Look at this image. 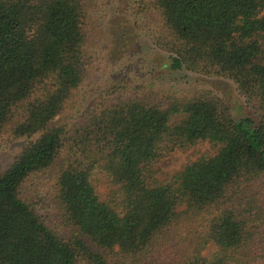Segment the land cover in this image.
<instances>
[{
    "label": "trees",
    "instance_id": "16d2710c",
    "mask_svg": "<svg viewBox=\"0 0 264 264\" xmlns=\"http://www.w3.org/2000/svg\"><path fill=\"white\" fill-rule=\"evenodd\" d=\"M0 149V264H264V0H0Z\"/></svg>",
    "mask_w": 264,
    "mask_h": 264
},
{
    "label": "rangeland",
    "instance_id": "374dc122",
    "mask_svg": "<svg viewBox=\"0 0 264 264\" xmlns=\"http://www.w3.org/2000/svg\"><path fill=\"white\" fill-rule=\"evenodd\" d=\"M135 51V50H134ZM134 51L123 52L125 53V57L122 58L123 60L117 63L118 68L114 72H109L111 74H119L122 80H131L134 78L139 79L142 74H146L145 70L142 68L145 64L143 63V57L138 55H133ZM122 54V53H121ZM105 52L100 53L99 61L102 65H104L108 59L104 57ZM120 55V54H119ZM118 56V55H117ZM116 56V57H117ZM160 56V55H158ZM102 60H105L103 62ZM155 64L160 68L164 69L165 65V58L161 56L160 58L155 59ZM111 64H114V61H111ZM142 66V67H141ZM159 74H155L153 78L157 81ZM162 77L160 78L159 82L161 81ZM153 80V79H152ZM159 84V83H158ZM169 87L172 89L180 92L186 93L190 88H198V86L206 85L205 87L214 91V93H219V95L224 98V100L232 105L238 100L236 92L232 84L224 79H206L202 78L199 75H195L194 73L183 71L177 77H169ZM248 111V110H245ZM19 142H17L18 144ZM16 143H12L11 146L14 147ZM208 149V145L200 144L188 151L180 152L177 151L169 156L167 159L161 162V170L162 173H171L173 171L179 170L187 161L195 160L196 154L198 152H205ZM3 149H0V159H4L3 156ZM2 154V155H1Z\"/></svg>",
    "mask_w": 264,
    "mask_h": 264
}]
</instances>
